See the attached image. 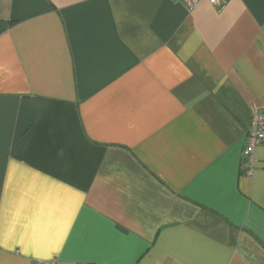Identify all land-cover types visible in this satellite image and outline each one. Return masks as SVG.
<instances>
[{"label": "crops", "instance_id": "1", "mask_svg": "<svg viewBox=\"0 0 264 264\" xmlns=\"http://www.w3.org/2000/svg\"><path fill=\"white\" fill-rule=\"evenodd\" d=\"M264 0H0V264H264Z\"/></svg>", "mask_w": 264, "mask_h": 264}, {"label": "built area", "instance_id": "2", "mask_svg": "<svg viewBox=\"0 0 264 264\" xmlns=\"http://www.w3.org/2000/svg\"><path fill=\"white\" fill-rule=\"evenodd\" d=\"M181 2L188 13H192L200 0H178ZM211 4L217 5L221 0H208ZM264 144V109L255 110L252 114L250 129L247 133V144L243 151V157L247 161L248 175H251L255 166V149ZM37 264H56L52 261H38Z\"/></svg>", "mask_w": 264, "mask_h": 264}]
</instances>
